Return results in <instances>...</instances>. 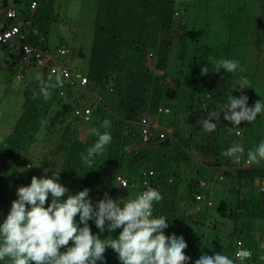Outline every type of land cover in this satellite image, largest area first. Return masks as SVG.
<instances>
[{
    "label": "clouds",
    "instance_id": "9594fccd",
    "mask_svg": "<svg viewBox=\"0 0 264 264\" xmlns=\"http://www.w3.org/2000/svg\"><path fill=\"white\" fill-rule=\"evenodd\" d=\"M4 1L7 5L0 23V47L8 52L10 62L6 60L5 63H0V69L11 70V67H15L18 71L15 76L17 80L23 81L29 76L31 79L23 92L24 102L20 116L24 110L26 95L35 83H40V94L45 100L52 94L54 97L51 103L53 118H44L39 128L36 146L38 147L41 139L49 138L50 134L52 138H54L53 134L58 135L59 138L62 132L57 130L52 133L48 127L51 126L53 130L62 127L59 125L60 119L63 120L64 125L69 120L76 121L79 123L81 141H86L90 132L97 137L96 142L87 148L86 154H81L83 162L91 164L97 155L104 152L112 140L111 129L108 130L111 127L110 121H103L101 127L106 129L104 132L97 128L91 129L95 110L102 107L111 113L110 107L117 105L111 100L116 97L118 90L116 77L107 74V76L104 75L106 77L103 80L101 92L92 90L88 85L87 72L91 67L113 70L114 67H118V62L120 63L109 40L100 33V25L98 27L100 38L94 31L101 0H97L90 44L81 43L77 46H71L62 40L49 41L47 38L49 29L44 37H39L38 42L41 45L29 43V38L33 36L31 24L34 14L41 6V0H29L24 10L18 7L17 0H0V2ZM193 1L195 5L192 6ZM199 4L200 0L175 1L173 24L167 31L168 34L158 35L155 52L150 51L144 60V67L153 73L154 81L162 87L164 92L174 98L177 97L176 101H160L154 106L148 93L140 95L139 101L147 105V109L138 111L132 120L124 121L123 132L137 136L141 144H148L152 140L161 144L165 142L173 144L177 150L183 151L188 159H183L180 167L176 169L188 167L200 174L198 180L200 192L195 195L198 206L192 216L200 215L206 218L207 229H203L202 235L206 236L207 232H210L209 235L207 234L208 240L214 241L215 249L212 256L207 255L208 252L203 253L194 262L195 264H235V262L258 264L257 256L264 255V219L254 222L253 228L249 231L244 230L242 237L232 243L233 257L227 255L229 241L225 250L214 236L221 238L223 234L218 226L228 225L230 232L226 234L231 233V222L219 217L216 209L223 201L232 203L238 192L239 187L232 182V175L248 171H264V103L256 101L253 107H247L248 97L242 96L240 90L235 91V82L242 79L243 74V71H237V69L239 65L244 69L245 64L241 56L244 53L243 47H239L241 50L239 55L234 49L238 46L229 47L233 42L232 39L226 45L228 58L215 61L217 73L207 76L209 68H202L201 63L199 64L196 56V52H199L197 36L205 33L207 35L208 31L204 33L198 29L195 13L192 25L188 21L192 15V8H196ZM54 6L55 0L52 11L49 13L51 18L49 26L53 21L59 22L58 14L54 13ZM184 7L187 9L182 11ZM133 22L135 27L120 30L124 38L140 36L143 41H148L143 35H148L146 30L151 29H145L146 25L141 18ZM182 26L183 29H181ZM13 28H16L17 32L5 37V32ZM229 28L236 32L241 27L235 24L226 25V31L231 35ZM242 28H248L251 32L248 41L250 42L253 27L246 23ZM182 32H186L185 43L181 42ZM193 35L194 40L191 39ZM231 38H233L232 35ZM174 39L178 40L180 51L185 55L181 54L178 59L170 60L171 42ZM165 40L168 41V61L164 69H159L157 51L160 43ZM187 44H190L194 54V57L189 56L191 62L186 57ZM262 58L256 51L251 61L259 67L262 64ZM83 59H85V70L82 71L80 68ZM100 61L105 62V67H98ZM32 68L35 70L29 75L27 71ZM220 70L234 72V75L235 72L237 73L232 89L225 90L223 93L228 98V103L223 107H219L207 91V83ZM39 72L41 75H38ZM112 73L115 74V72ZM168 75L170 78L167 77ZM239 88L247 87L241 84ZM52 89L54 90L51 94ZM33 98H36L35 94ZM183 101L189 103L185 106L187 118L184 120L185 124L188 121L189 134L175 131L178 125H182L175 116L178 115L176 112ZM200 102L204 116L199 122L201 126L197 136L191 121L190 108L199 105ZM13 127L7 131L0 144L5 143ZM85 129L87 135L82 138ZM213 134L223 136L222 147L215 148L217 153L214 155V161L216 160L218 165L204 164L201 161L204 155L203 149L208 147L207 143L204 145L201 137L207 139ZM178 135L191 140L189 151L180 143ZM38 149L37 152L40 151V147ZM9 155L10 161L13 162L14 154L9 152ZM32 155L33 153L26 158ZM41 164L42 161L40 168ZM21 165L18 166L16 175ZM100 168L113 169V175L110 177L100 175ZM100 168H98L99 177L95 188L97 198L93 201L89 199V189L85 188L72 194L67 187L59 183V175L53 173L52 177L48 178L47 171L40 178L36 177V172L31 178V183L20 186L18 189H15L14 183V190L9 196L17 190V199L11 202L10 211L5 205V199L8 197L3 200L7 213L3 222L0 223V260L7 258L9 264H97V261H103L106 249L111 248L118 254L121 264H188L190 258L184 254L187 248L184 238H178L174 234L166 236L164 229L169 226L168 220L163 216L153 215L154 203L160 202L163 198L158 190L152 188L154 171L151 168H145L136 178L127 179L115 168ZM105 182L107 183L104 189L108 193L101 189ZM169 182H172L171 177ZM251 187L247 188L245 181L240 184V190H244L252 198L259 199L264 196V178L253 186V189ZM123 189L134 191L135 197L128 195L127 198L114 200L116 194ZM216 195H220L221 199L217 200ZM49 197L51 203L46 207ZM121 204L123 207L120 206ZM262 210L264 211V205ZM211 211H214V214ZM77 215L79 224L75 219ZM216 215L222 222L216 220ZM90 220L95 222L101 233L105 231V227L110 232L118 228L122 231L117 239L111 237L101 239L98 235L92 234L88 224ZM81 224L83 226H80ZM212 227L217 228V234L213 233ZM225 238L227 239L226 236ZM70 242L71 246H69ZM261 259L264 260V256Z\"/></svg>",
    "mask_w": 264,
    "mask_h": 264
},
{
    "label": "trees",
    "instance_id": "16d2710c",
    "mask_svg": "<svg viewBox=\"0 0 264 264\" xmlns=\"http://www.w3.org/2000/svg\"><path fill=\"white\" fill-rule=\"evenodd\" d=\"M175 1L135 0L133 1L134 3H132V0L100 1L94 31H96V36L99 38L100 33L107 37L120 63L117 61L118 67H114L113 70L92 69L91 67L87 72L88 85L92 90L101 92L103 80L107 75L116 77L118 90L116 97L111 100L117 103V105L110 107L111 113H108L105 108L98 107L95 110L91 129L97 128L101 132H104L106 129L101 127L103 121H110L111 127L108 130L111 129V143L106 146L102 154L94 158L91 164H85L81 159V154H86L87 148L96 142L97 137L90 132L86 141L83 142L79 139V123L69 120L64 125L63 120L60 119L59 125L62 127H59L58 130L62 133L59 138L58 135L53 134L54 145L52 144L43 152L41 168L37 171L36 177H43L45 171H47L48 178H51L53 173L59 175V183L67 187L72 194H76L87 188L89 189V199L93 201L97 198L95 188L97 187L99 177L98 168H115L119 174L127 177V179H134L145 168H151L155 174L152 188L158 190L163 197L160 202L154 203L153 215L156 217L163 216L168 220L169 226L164 229L166 236L174 234L178 238H184L187 244L184 254L190 258L188 264H195L194 262L203 253L208 252L207 237L203 235L199 238L197 232L193 230L194 226L202 230L204 228L207 229L205 217L202 218L200 215L192 216L193 211L198 206L195 201V195L200 192L198 184L200 174L188 167H181L180 170L176 169V167H180V162L183 159H188L186 154L183 151L177 150L173 144L169 142L161 144L155 140L150 141L148 144H141L137 136H133L132 133L123 132L124 121L132 120L138 111H145L147 109V105L139 101L140 95L148 93L154 106L160 101H176L177 99V97L174 98L164 92L162 87L154 81L153 73L144 67V60L147 54L150 51L155 52L156 50L158 35H167V31L173 24ZM107 2L110 5L109 3L105 4ZM53 3L54 0H41V6L34 14V20L31 24L33 36L29 38V43L41 45L38 39L47 34L49 22L51 21L49 13L52 11ZM6 5L5 1L0 2V23L3 20V11H5ZM127 5L129 8H126ZM113 9H116L115 13L112 11ZM119 9L122 14L117 11ZM136 9L139 10L137 11ZM118 13L120 15H117ZM116 15L122 19L119 20ZM140 18L146 25L145 29H151L146 30L148 35H143L148 41H143V38L140 36L136 38H124V34L120 30L135 27L133 20L139 21ZM99 25L100 33L98 30ZM183 28L182 26L181 29ZM229 33L233 36V42L229 47L238 46L244 48L251 35L248 28L243 29L242 27L238 28L236 32L229 28ZM185 37L186 32H182V43H185ZM167 52L168 41L165 40L160 43L157 51L159 69H164V66L167 64ZM98 67H105V62L100 61ZM112 72H115V74ZM167 77L170 78L169 75ZM235 79L234 72L228 73L223 70L218 74H214L211 81L207 83V91L219 107H223L228 103V98L223 93L225 90L229 91L232 89ZM53 90H51V94ZM34 94L36 96L35 99L33 98ZM53 99L52 94L49 99L45 100L40 94V83H35L26 95L22 115L12 128L5 143L0 144V223L3 222L7 213L3 200L9 197L14 190L15 172L18 166L22 164L28 155L34 154V152L39 150L36 146L39 128L44 122L45 117L53 118V111L51 110ZM203 116L201 102L199 105L190 108V117L197 136H199L201 126L199 122L203 120ZM48 129L54 133L51 126ZM177 137L180 143L187 147L186 149L189 151L188 148H190L191 140L186 139L183 135H178ZM222 137V134H213L207 139L201 137L204 145L207 143L206 146H208L206 149H203L202 163L218 165V162L214 161V155L217 153L215 148L219 149V147H222ZM9 152L14 154L13 162L10 161ZM227 176L229 175L227 174ZM170 177L172 178L171 183L169 182ZM263 178L264 171L262 170L232 175V182L236 187H239L238 192L235 194L232 203L223 201L216 209L219 217L230 221L232 224L230 235L222 234L229 241L227 250L229 257H233L234 254L232 243L242 237V232L244 230L249 231L253 228L254 222L256 223L264 219V211L262 210L264 196L259 199L252 198L247 192L240 190V184L242 181H245L247 188L252 186L251 188L253 189V186H256ZM128 195L134 198L136 193L123 189L116 194L114 200L127 198ZM50 203L51 198L49 197L45 206L47 207ZM120 206L123 207L122 204ZM75 219L79 224L78 215ZM88 224L92 234L98 235L101 239L109 237L117 239L120 231H122V229L118 228L110 232L105 227V231L101 233L96 227L95 222L90 220ZM80 226L83 225L81 224ZM187 226L188 228H186ZM212 230L214 234H217V228L212 227ZM214 237L220 242L221 238L219 236L215 235ZM69 246H71V242ZM61 250L63 251V249ZM262 256L264 255L257 256L256 261L258 264H264V260L261 259ZM0 264H9V261L5 258V260H0ZM97 264H121V262L119 261L118 254L111 248H107L103 261H97ZM235 264L237 263L235 262Z\"/></svg>",
    "mask_w": 264,
    "mask_h": 264
},
{
    "label": "rangeland",
    "instance_id": "374dc122",
    "mask_svg": "<svg viewBox=\"0 0 264 264\" xmlns=\"http://www.w3.org/2000/svg\"><path fill=\"white\" fill-rule=\"evenodd\" d=\"M28 1L29 0H17L16 2L18 7L24 10ZM193 5H195L194 1L192 3V6ZM186 9L187 7H184L182 11ZM96 11L97 0H55L54 13L58 14L59 22L53 21L50 24L47 34L48 40H62L71 46H77L81 43L90 44ZM194 13L197 15L196 21L198 29L204 33L208 31L207 35H205V33L197 36L199 52H196L197 59L199 64L201 63L202 68H209L207 76L211 73H217L215 72L216 60L228 58L226 45L229 40L231 42L232 38L226 31V25L235 24L237 27H244L246 23H249L250 26L253 27L252 40L243 48L244 53L241 54L245 67L243 69V67L239 65L237 69V71H243L242 79L237 80L234 87L235 91L240 90L242 91V96L248 97L247 107H253L256 101L264 103V0H200V4L197 5L196 8H192V15L188 20L191 25ZM193 38H195L194 35L191 36V39ZM193 40L191 42H193ZM187 45L186 57L188 61L191 62V57L189 56L194 57V54L192 49H190V44ZM234 49L237 50L239 55L241 51L240 48L236 47ZM256 51L258 55L263 57L262 64L259 67L251 61ZM181 54L185 55L180 51L178 40H172L170 60L178 59ZM6 60L10 62V55L0 47V63H5ZM70 66L74 67L71 64ZM34 70L35 68H32L27 71V73L30 75ZM80 70H85V59L81 61ZM17 72L15 67H11V70L0 69V142L3 140L7 131L14 126L22 112L24 102L23 92L26 85L31 80L30 76L23 81L17 80L15 77ZM236 74L235 72V75ZM38 75H41V72H39ZM249 76L250 81H248ZM241 84H244L247 88L240 89L239 87ZM188 105V102L183 101L182 106L180 105L176 112L178 115L175 117L182 122V125H178L175 130L177 133L184 132L189 134V127H187L189 126L188 121L186 124L184 121L187 118V109L185 106ZM57 130L58 128H55L53 131L56 132ZM42 132L43 135L44 130ZM86 135L85 129L82 133V138H85ZM53 143L54 141L51 134L49 138L40 140L38 144L40 151L26 158L20 166L14 178L15 189H18L20 186H26L27 183H31V178L40 168L43 152ZM99 173L104 177H110L113 175V169L104 170L100 168ZM106 183L107 182L103 183L101 189L108 193L104 189ZM16 191L12 196L5 199V205L9 211L11 202L17 199ZM216 198L220 200L221 196L216 195ZM211 213L214 214V211H211ZM216 220L222 222L217 215ZM186 228H188V226ZM218 228L224 234L230 232L228 225L218 226ZM193 230L197 232V235L200 236L199 238L203 236V230H201V228L194 226ZM207 234L209 235L210 232H207ZM207 234L205 237L208 239ZM208 241V253L206 254L212 256L211 254H214L213 251L215 249V245L213 244L214 241ZM227 242L228 238L226 239L224 235H221L219 244L223 246V249H225Z\"/></svg>",
    "mask_w": 264,
    "mask_h": 264
},
{
    "label": "bare ground",
    "instance_id": "6f19581e",
    "mask_svg": "<svg viewBox=\"0 0 264 264\" xmlns=\"http://www.w3.org/2000/svg\"><path fill=\"white\" fill-rule=\"evenodd\" d=\"M133 1H135V0H132V3H134ZM119 2H120V1H119ZM119 2H118V3H119ZM138 2H139V1H138ZM108 3H109V2H107V3H105V4H108ZM132 3H131V4H132ZM135 3H136V2H135ZM116 4H117V3H116ZM116 4H115V5H116ZM131 4H130V5H131ZM109 5H110V3H109ZM132 5H133V4H132ZM136 5H137V4H136ZM116 6H117V5H116ZM112 7H113V6H112ZM113 8H114V7H113ZM117 8H119V6H117ZM126 8H129L128 5L126 6ZM136 10L138 11L139 9H136ZM109 11H111V10H109ZM112 11L114 12V11H116V9H115V10L113 9ZM117 11H119V13H120V9L117 10ZM114 13H115V12H114ZM116 13H117V12H116ZM119 13H118L117 15L122 14V13H120V14H119ZM110 15H111V14H110ZM110 15H109V16H110ZM117 15H116V16H117ZM116 16H115V17H116ZM111 17H112V16H111ZM111 17H110V18H111ZM117 17H118V16H117ZM118 18H119V17H118ZM116 19H117V18H116ZM120 19H122V18H119V20H120ZM119 20H118V21H119Z\"/></svg>",
    "mask_w": 264,
    "mask_h": 264
},
{
    "label": "built area",
    "instance_id": "2783aa9c",
    "mask_svg": "<svg viewBox=\"0 0 264 264\" xmlns=\"http://www.w3.org/2000/svg\"><path fill=\"white\" fill-rule=\"evenodd\" d=\"M17 32V29L16 28H13V29H11L10 31H7V32H5V37H7V36H11L12 34H14V33H16Z\"/></svg>",
    "mask_w": 264,
    "mask_h": 264
}]
</instances>
